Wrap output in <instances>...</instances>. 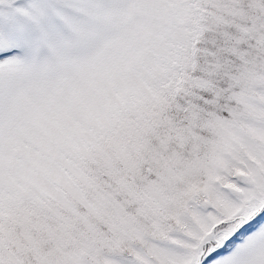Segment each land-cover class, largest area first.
Wrapping results in <instances>:
<instances>
[{
	"label": "snow or ice",
	"instance_id": "6c2138e0",
	"mask_svg": "<svg viewBox=\"0 0 264 264\" xmlns=\"http://www.w3.org/2000/svg\"><path fill=\"white\" fill-rule=\"evenodd\" d=\"M0 264H264V0H0Z\"/></svg>",
	"mask_w": 264,
	"mask_h": 264
}]
</instances>
